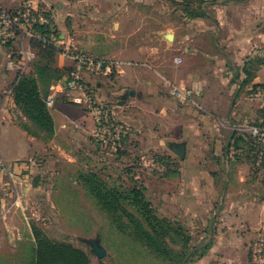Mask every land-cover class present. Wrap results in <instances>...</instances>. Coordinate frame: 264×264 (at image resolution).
<instances>
[{
	"label": "crops",
	"instance_id": "1",
	"mask_svg": "<svg viewBox=\"0 0 264 264\" xmlns=\"http://www.w3.org/2000/svg\"><path fill=\"white\" fill-rule=\"evenodd\" d=\"M7 1L3 0L2 4L6 5ZM22 2L11 0L10 5L17 7ZM31 2L41 13L49 14L54 7L53 0ZM148 5L149 0H112L110 14L91 12V9L79 15L68 11V24L58 25L61 46L73 43L79 51L119 65V72L110 81L113 91L109 99L117 104V112L122 113L120 121L126 117L125 109L135 103L142 106L144 114L159 113L163 120H174L176 139L165 137L163 143L172 145L173 154L175 147L185 145L186 154L184 159L176 154L179 174L162 180H175L183 187L182 192L186 191L174 202L182 211L196 209L202 199L210 200L211 205L204 208L210 216L206 228L214 247L218 242L211 234L218 232L217 216L227 218L226 231L232 232L235 219L250 221L243 201L253 194L264 193V169L255 178L248 146L242 143L237 150L233 147L234 138L241 135L262 142L259 136L263 134L260 125L264 111V0H209L207 16L198 19L186 18L176 9L171 18H166V14L153 16L139 9ZM185 23L190 30L185 31ZM168 51H173L175 56L161 61L159 54ZM7 52L6 47L0 46V155L7 161L18 162L28 156L33 142L16 123L15 115L21 111L13 97L5 101L6 90L18 73V66L7 69ZM67 63L69 59L59 54L57 65L63 68ZM174 89L190 90L192 96L176 97L172 95ZM127 91L135 96L121 106L118 103ZM99 97L105 96L99 94ZM56 101L59 109L67 103L61 88H57ZM84 112L81 109L76 116L87 125L85 128H94L93 119ZM60 116L63 120L67 118L61 112ZM133 123L130 122L129 140H133L135 133L147 134L151 127L140 124L137 129ZM83 146L91 151L89 144ZM263 158L261 155L256 167L261 166ZM249 181L255 184L251 188H247V184H252ZM186 197L192 200L190 206L183 203ZM255 206L254 222L258 227L264 221V202ZM248 222L246 226L250 225ZM32 231L27 226L16 235L17 243L26 250L20 252L22 258L27 250L35 248ZM234 236V239L223 236L233 255L240 245L239 238ZM234 257L231 262L235 261Z\"/></svg>",
	"mask_w": 264,
	"mask_h": 264
},
{
	"label": "rangeland",
	"instance_id": "2",
	"mask_svg": "<svg viewBox=\"0 0 264 264\" xmlns=\"http://www.w3.org/2000/svg\"><path fill=\"white\" fill-rule=\"evenodd\" d=\"M2 1L0 0L1 3ZM10 1L8 0L6 5L2 4L9 11H16L24 3L31 2V0H22L21 5L15 7L10 5ZM110 1L112 0H53L54 7H51L49 14L54 26L59 30V24H68L66 17L68 11L79 15L91 9V12L96 10L100 14H110ZM139 9L151 12L153 16L158 17L164 14L166 18L175 16L172 0H149L148 8L140 7ZM74 25L78 27L77 24ZM189 28V24L185 23V31L190 30ZM13 47L16 55L11 49L6 48L8 58L11 56L18 68L22 69L23 74L30 72L36 60V53L32 51L34 58L28 60L17 45ZM59 49L60 54L64 55L62 47ZM174 56L173 51L159 54L161 61H169ZM66 58L69 59L67 66L75 67L73 58L71 56ZM88 75L95 90V96L104 104L113 103V100L109 99L113 91L111 80L106 81V78L98 75ZM14 82L6 90L5 101L12 96ZM114 85L117 87L119 84ZM99 94L102 97L105 96L104 99L99 97ZM56 102L55 100L53 109H49L56 126L55 135L52 138L44 134L39 136L29 134L24 127L30 126L31 122L21 112L15 115V117L18 116L16 123L32 138L33 143L29 154L24 160L18 162L7 161L0 155V264L28 263L27 258L24 260L20 254L21 251L26 250L17 243L18 234L27 226L31 228L39 226L52 238L65 241L89 253L91 264H103L102 260L104 264H264V221L258 227L254 222L255 205L264 202V193L253 194L243 201L245 205L247 204L250 221L248 222L247 218L246 220L235 219L233 225L235 229L232 232L226 231L227 218L223 215L217 216L216 220L220 222V224L216 222L218 232L211 236L214 240L216 238L218 243L213 247L206 228L210 216H207L206 207L204 208L206 204L211 205L210 200L206 199L205 202L202 199L198 202L196 209L191 207L192 209L189 208L185 210L186 212L182 211L181 207L174 202L178 195L183 196L186 191L184 190L183 193V187L181 188V184L175 180H162L159 173H162L163 167L154 159L156 153L173 156L180 166L179 158L171 152L172 145L163 143L166 141L165 137L176 139L174 120L172 118L163 120L159 113L144 114L142 106L136 103L125 109V120L129 123L134 121L136 128L140 124H149L151 127L147 134L135 133L133 140H129L132 144L130 154L140 158L134 178L147 188V196L158 215L169 223L164 239L168 246L166 257L160 258L139 241L120 234L81 187L78 174L81 171H92L102 173L105 177L112 176L118 179L121 172L116 169H122V166L114 164L109 155L102 154L97 157L84 148V144H89V148L93 150V143L96 141L92 137L93 128H85L87 125L82 124L76 116L81 109L84 111L83 108L79 107L80 110L73 108L75 105L67 102L63 104V108L59 109ZM59 111L68 119L63 120ZM117 114L118 117L122 115L120 112ZM77 125L82 129L76 128ZM135 142L138 144L136 145ZM104 167L107 169L104 170ZM123 180H127L126 177ZM249 182L252 183V181ZM247 185V188H251L255 184ZM183 201L188 206L192 202L188 197ZM177 202L180 204L179 199ZM246 221L250 225L246 226ZM225 235L229 239L232 237L234 239V235L239 238L240 245L233 252L235 257L223 241ZM85 240H99L106 250V257L99 259L93 252L92 246ZM230 256L234 257V262H231L233 258Z\"/></svg>",
	"mask_w": 264,
	"mask_h": 264
},
{
	"label": "trees",
	"instance_id": "3",
	"mask_svg": "<svg viewBox=\"0 0 264 264\" xmlns=\"http://www.w3.org/2000/svg\"><path fill=\"white\" fill-rule=\"evenodd\" d=\"M208 2L209 0H172L175 9L180 10L189 19L205 18ZM46 16L50 17L49 14ZM35 32L41 38L46 39L48 43L54 38L61 37L54 22L50 25L36 26ZM30 44L36 53V60L33 62L30 72L17 73L12 87V97L17 108L31 122L30 126L25 125L24 129L34 136L44 134L52 138L55 135L56 126L45 100L50 95L52 85L71 76L75 72V67L68 65L60 68L57 65L60 49L48 46L39 39L32 40ZM13 46L15 45H9L6 48L15 53ZM87 78L88 87L95 91L91 81H88ZM262 117L263 122L260 128L264 135V111ZM125 119L120 121V117H117L116 122L129 127L131 131V125ZM129 134L123 140L127 147L125 150L117 152L102 150L96 142L93 143L94 149L91 150V153L97 157L102 154L109 155L114 164L122 166V169H116L121 172L118 179H114L112 176H102V173L99 172L81 171L78 174L79 184L95 201L97 208L108 218L115 230L139 241L154 255L160 258L166 257L168 246L164 239L169 223L158 215L147 196V188L134 178L140 158L133 157L129 152L132 146L129 143ZM242 143L248 146V159L253 166V176L257 178L259 172L264 169V158L261 166L256 167V163L264 151V142H255L251 136L241 135L234 138L233 147L237 150ZM154 159L163 167V172L159 173L161 177L171 178L179 174L180 167L173 156L156 153ZM105 169L107 168L104 167ZM125 177L127 180H123ZM32 230L36 245L35 248L31 247L27 251L29 258L24 257V260L26 258L28 260L27 264H91L89 253L72 244L52 239L39 226H33ZM101 262L104 264L103 260Z\"/></svg>",
	"mask_w": 264,
	"mask_h": 264
},
{
	"label": "built area",
	"instance_id": "4",
	"mask_svg": "<svg viewBox=\"0 0 264 264\" xmlns=\"http://www.w3.org/2000/svg\"><path fill=\"white\" fill-rule=\"evenodd\" d=\"M53 19L36 10L31 2L24 3L18 10L9 11L0 2V46L17 45L28 60L34 58L31 41L34 39L41 40L48 46L61 48V37L48 41L41 38L36 32L35 27L38 25H50ZM65 56H71L75 62V72L71 76L55 83L50 89V95L45 100L49 109H53L56 100L57 88H61L64 100L75 106L81 107L91 116L94 121L92 137L102 150L117 152L127 149L124 138L130 132V128L116 122L117 106L113 103L104 104L95 96L86 82V74L98 75L112 80L118 72L119 65L110 60L96 58L85 52L79 51L73 44L62 47ZM6 67L13 70L17 67L11 56L6 62ZM19 73H23L18 68ZM172 95L178 97H191L192 91H181L174 89ZM80 126H76L78 128ZM80 129H82L80 127ZM263 137V139H262ZM259 138L264 142V135ZM264 155V151L261 153ZM159 169V167L157 166ZM262 246V244H261Z\"/></svg>",
	"mask_w": 264,
	"mask_h": 264
},
{
	"label": "water",
	"instance_id": "5",
	"mask_svg": "<svg viewBox=\"0 0 264 264\" xmlns=\"http://www.w3.org/2000/svg\"><path fill=\"white\" fill-rule=\"evenodd\" d=\"M134 96H135L134 92L127 91L123 94L118 104L121 106H125L127 104V100L129 99V97H134ZM184 150H185V145H179L173 149V152L177 154L178 156H180L181 159H184L185 154H186V151ZM85 242L92 246L93 252L96 254V256L99 259H103L106 257L105 256L106 250L103 248L99 240H96V241L95 240H85Z\"/></svg>",
	"mask_w": 264,
	"mask_h": 264
}]
</instances>
